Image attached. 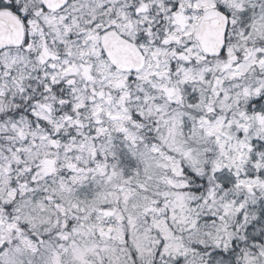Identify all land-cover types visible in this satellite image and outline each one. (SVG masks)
I'll list each match as a JSON object with an SVG mask.
<instances>
[{"label": "snow or ice", "instance_id": "1", "mask_svg": "<svg viewBox=\"0 0 264 264\" xmlns=\"http://www.w3.org/2000/svg\"><path fill=\"white\" fill-rule=\"evenodd\" d=\"M0 264H264V0H0Z\"/></svg>", "mask_w": 264, "mask_h": 264}]
</instances>
